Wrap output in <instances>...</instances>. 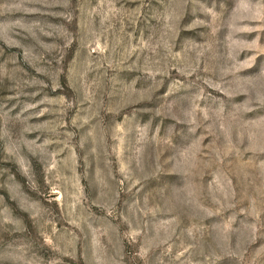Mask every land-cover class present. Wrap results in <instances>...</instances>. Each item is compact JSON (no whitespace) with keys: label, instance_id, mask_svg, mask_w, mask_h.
Returning <instances> with one entry per match:
<instances>
[{"label":"rangeland","instance_id":"rangeland-1","mask_svg":"<svg viewBox=\"0 0 264 264\" xmlns=\"http://www.w3.org/2000/svg\"><path fill=\"white\" fill-rule=\"evenodd\" d=\"M0 264H264V0H0Z\"/></svg>","mask_w":264,"mask_h":264}]
</instances>
